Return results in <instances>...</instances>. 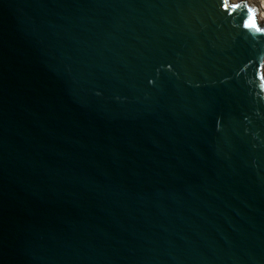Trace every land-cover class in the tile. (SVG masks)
Instances as JSON below:
<instances>
[{
  "label": "water",
  "instance_id": "1",
  "mask_svg": "<svg viewBox=\"0 0 264 264\" xmlns=\"http://www.w3.org/2000/svg\"><path fill=\"white\" fill-rule=\"evenodd\" d=\"M226 6L0 0V264H264V21Z\"/></svg>",
  "mask_w": 264,
  "mask_h": 264
},
{
  "label": "bare ground",
  "instance_id": "2",
  "mask_svg": "<svg viewBox=\"0 0 264 264\" xmlns=\"http://www.w3.org/2000/svg\"><path fill=\"white\" fill-rule=\"evenodd\" d=\"M238 1H246V3H251L250 0H238ZM257 11V16L259 19H261V21H264V0L261 1V5H259L256 9Z\"/></svg>",
  "mask_w": 264,
  "mask_h": 264
},
{
  "label": "snow or ice",
  "instance_id": "3",
  "mask_svg": "<svg viewBox=\"0 0 264 264\" xmlns=\"http://www.w3.org/2000/svg\"><path fill=\"white\" fill-rule=\"evenodd\" d=\"M220 4H221V9L223 11L227 12L228 11V8L226 6L227 5V0H220ZM232 7H233V9H235L237 6L236 5H233ZM245 27L247 28V27H249V25L247 23H245ZM251 27H254L255 28L256 25L255 24H252Z\"/></svg>",
  "mask_w": 264,
  "mask_h": 264
},
{
  "label": "rangeland",
  "instance_id": "4",
  "mask_svg": "<svg viewBox=\"0 0 264 264\" xmlns=\"http://www.w3.org/2000/svg\"><path fill=\"white\" fill-rule=\"evenodd\" d=\"M250 1H251V3H252V6L255 7V8L257 9V7H258L259 5H261V1H262V0H250Z\"/></svg>",
  "mask_w": 264,
  "mask_h": 264
}]
</instances>
